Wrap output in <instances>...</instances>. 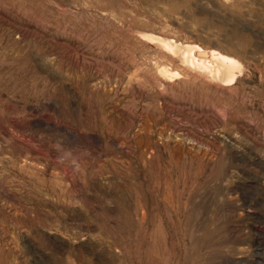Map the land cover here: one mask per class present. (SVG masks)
<instances>
[{
  "label": "rangeland",
  "instance_id": "374dc122",
  "mask_svg": "<svg viewBox=\"0 0 264 264\" xmlns=\"http://www.w3.org/2000/svg\"><path fill=\"white\" fill-rule=\"evenodd\" d=\"M0 264H264V0H0Z\"/></svg>",
  "mask_w": 264,
  "mask_h": 264
},
{
  "label": "bare ground",
  "instance_id": "6f19581e",
  "mask_svg": "<svg viewBox=\"0 0 264 264\" xmlns=\"http://www.w3.org/2000/svg\"><path fill=\"white\" fill-rule=\"evenodd\" d=\"M152 40L155 38L150 37ZM159 42L166 48L179 52L185 62L197 67L211 76L230 83L236 77L235 72L240 68L239 62L215 49L203 50L199 46L191 44H174L171 41L160 39ZM240 70V69H239Z\"/></svg>",
  "mask_w": 264,
  "mask_h": 264
}]
</instances>
